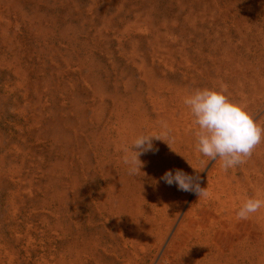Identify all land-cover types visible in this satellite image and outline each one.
I'll return each instance as SVG.
<instances>
[{"label": "rangeland", "instance_id": "1", "mask_svg": "<svg viewBox=\"0 0 264 264\" xmlns=\"http://www.w3.org/2000/svg\"><path fill=\"white\" fill-rule=\"evenodd\" d=\"M223 85L264 127V0H0V264H264V142L225 172L183 103Z\"/></svg>", "mask_w": 264, "mask_h": 264}, {"label": "clouds", "instance_id": "2", "mask_svg": "<svg viewBox=\"0 0 264 264\" xmlns=\"http://www.w3.org/2000/svg\"><path fill=\"white\" fill-rule=\"evenodd\" d=\"M227 86L219 90L195 89L186 96L183 103L188 107L196 126V152L208 161L221 162L225 172L247 163L253 152L264 142V127L253 118L246 108L229 99ZM157 134H141L132 144L122 149V162L128 166L129 175H138L144 166L139 157L154 149L152 140L167 144L173 140L166 121H161ZM133 148L137 149L136 151ZM195 170V169H194ZM198 172V171H197ZM166 184L175 183L179 190L196 194L199 199L210 196L208 188L200 186L199 175L190 176L182 170L167 171L161 177ZM264 208V199L248 198L236 213L237 220H248L252 214Z\"/></svg>", "mask_w": 264, "mask_h": 264}]
</instances>
